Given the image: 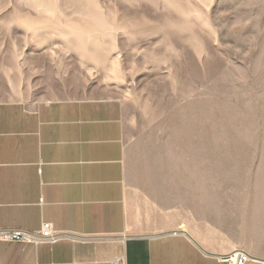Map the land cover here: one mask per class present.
Listing matches in <instances>:
<instances>
[{"label": "rangeland", "instance_id": "374dc122", "mask_svg": "<svg viewBox=\"0 0 264 264\" xmlns=\"http://www.w3.org/2000/svg\"><path fill=\"white\" fill-rule=\"evenodd\" d=\"M0 53L49 94L125 101L137 132L206 139L209 220L264 249V0H0Z\"/></svg>", "mask_w": 264, "mask_h": 264}, {"label": "crops", "instance_id": "0c3cea01", "mask_svg": "<svg viewBox=\"0 0 264 264\" xmlns=\"http://www.w3.org/2000/svg\"><path fill=\"white\" fill-rule=\"evenodd\" d=\"M17 64L0 66V230L65 238L0 241V264H264L209 220L206 139L137 132L125 101L49 94Z\"/></svg>", "mask_w": 264, "mask_h": 264}, {"label": "built area", "instance_id": "2783aa9c", "mask_svg": "<svg viewBox=\"0 0 264 264\" xmlns=\"http://www.w3.org/2000/svg\"><path fill=\"white\" fill-rule=\"evenodd\" d=\"M65 238L60 234H56L49 224H43L40 231L37 233H29L23 230L2 229L0 230V241L3 242H18V243H33V244H52ZM223 261L230 264H246L251 260L248 253L243 250H237L229 255L222 257Z\"/></svg>", "mask_w": 264, "mask_h": 264}, {"label": "bare ground", "instance_id": "6f19581e", "mask_svg": "<svg viewBox=\"0 0 264 264\" xmlns=\"http://www.w3.org/2000/svg\"><path fill=\"white\" fill-rule=\"evenodd\" d=\"M251 261V260H250Z\"/></svg>", "mask_w": 264, "mask_h": 264}]
</instances>
